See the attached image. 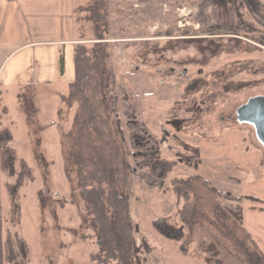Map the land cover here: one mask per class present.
<instances>
[{"label": "rangeland", "instance_id": "rangeland-1", "mask_svg": "<svg viewBox=\"0 0 264 264\" xmlns=\"http://www.w3.org/2000/svg\"><path fill=\"white\" fill-rule=\"evenodd\" d=\"M109 1L108 55L101 73L82 69V92L76 99L65 81L0 88V105L7 107L5 113L0 107V123L11 130V145L34 175L19 190L16 227L28 244L29 264H96L89 257L97 247L86 226L76 162L79 155L91 166L93 148L86 146L74 119L89 104L107 138L113 127L102 99L108 96L125 142L124 102L131 96L139 117L160 141L162 154L176 160L165 180L189 178L192 186L196 211L182 253L150 220L167 215L171 225L180 226L183 200L164 183L150 187L130 174V214L144 264H246L212 223V205L219 200L224 207L240 206L244 226L264 253V147L253 126L238 122L235 113L249 97L264 95V71H257L264 66V43L257 38L264 36V28L238 0ZM89 2L74 0L76 11L65 16L68 26L61 34L81 36L90 50L95 39L85 17ZM224 19L236 25V34L203 30V23ZM120 158L113 162L119 164ZM16 167L20 169L18 162ZM4 180L0 171V242L4 225L12 230ZM204 182L220 195L211 194ZM0 260L6 264L1 254Z\"/></svg>", "mask_w": 264, "mask_h": 264}, {"label": "trees", "instance_id": "trees-1", "mask_svg": "<svg viewBox=\"0 0 264 264\" xmlns=\"http://www.w3.org/2000/svg\"><path fill=\"white\" fill-rule=\"evenodd\" d=\"M217 1L219 0H202V3ZM237 2H240L239 5L242 4L264 28V0H238ZM109 4V0H90L85 6L88 10L85 17L91 20L95 42L90 50L84 42L78 43L74 49L75 75L69 83L72 90L71 99H76L82 92L83 84H80L79 76L82 69L88 71L91 68H97L101 73L103 62L108 55L106 47L109 44L106 41V34L110 28ZM226 15L229 16L231 13L226 12ZM202 27L203 30L214 33L236 34L238 29L226 19L210 24L203 23ZM257 38L264 43V36H257ZM60 67L62 70V55H60ZM257 71H264V66L257 68ZM83 101L88 103L86 96H83ZM102 101L105 114L111 120L113 127L107 138L96 126L94 122L96 115L94 109L89 108V104H85L83 116L76 114L74 119L85 139L86 146L93 148V153H90L88 157L91 159L89 167H86L87 161L84 157L76 156V162L79 165L77 185L84 202L86 226L91 228L95 239L94 244L97 247L89 253L90 259L96 264H144L140 246L137 245L135 238L137 223L130 214L129 176L131 173L137 174L150 187L162 186L164 183L165 189H170L178 199L183 200L179 209L180 226L171 225L167 215L151 218L150 224L157 233L177 242L179 250L185 253L186 231L190 228L196 211L195 201L191 196L190 179L172 176L165 180L176 164V160L162 154L160 141L139 117L131 96H128L124 102L128 144L121 134L118 120L112 116L115 112L113 98L108 96L105 100L103 97ZM1 110L5 113L7 107L3 106ZM12 140L11 130L0 123V171L5 178L4 187L9 202L7 213L12 227V230L7 224L3 227L4 235L0 242V254L6 264H29L28 244L25 238L19 235L16 227L21 215L19 190L24 181L26 179L32 181L34 175L31 167L19 157L16 149L11 145ZM119 155L121 158L119 164H116L113 160ZM17 162L20 164V169L16 167ZM204 184L211 194L216 197L220 195L208 183L204 182ZM248 197L251 198V196ZM212 214L215 218L212 223L233 242L246 264H264V253L257 240L244 226L240 206L224 207V204L217 200L212 205ZM4 221H6L5 217Z\"/></svg>", "mask_w": 264, "mask_h": 264}, {"label": "crops", "instance_id": "crops-1", "mask_svg": "<svg viewBox=\"0 0 264 264\" xmlns=\"http://www.w3.org/2000/svg\"><path fill=\"white\" fill-rule=\"evenodd\" d=\"M76 8L74 0H0V88L73 80L74 49L84 41L61 33Z\"/></svg>", "mask_w": 264, "mask_h": 264}, {"label": "water", "instance_id": "water-1", "mask_svg": "<svg viewBox=\"0 0 264 264\" xmlns=\"http://www.w3.org/2000/svg\"><path fill=\"white\" fill-rule=\"evenodd\" d=\"M236 120L251 124L257 140L264 147V95L249 97L236 108Z\"/></svg>", "mask_w": 264, "mask_h": 264}]
</instances>
